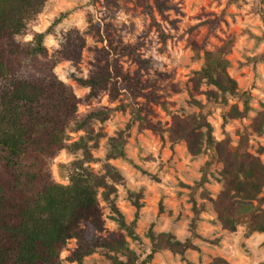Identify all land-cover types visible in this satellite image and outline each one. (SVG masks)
<instances>
[{
  "label": "rangeland",
  "instance_id": "obj_1",
  "mask_svg": "<svg viewBox=\"0 0 264 264\" xmlns=\"http://www.w3.org/2000/svg\"><path fill=\"white\" fill-rule=\"evenodd\" d=\"M37 33H44L46 50L26 60L18 75L38 76L45 64L81 99L79 117L106 113L92 123L104 136L92 148L95 160L85 166L104 174L111 165L121 178L108 177L115 187L113 204L99 195L104 230L98 235L111 242L123 236L136 264H264V233H250L245 223L229 231L217 217L212 199L223 189L222 164L209 152L192 155L186 142L172 141L167 130L175 116L202 114L216 141L229 139L235 149L248 135V152L264 162V131L252 127L264 110V0H47L16 39L34 46ZM68 37L84 40L80 61L64 57ZM228 41L227 70L251 107L238 119L226 114L234 104L243 109V96L214 103L205 93L213 86L197 90L191 81L205 52ZM106 70L112 73L107 88L91 95L79 79ZM134 108L162 129L141 127ZM121 131L126 132L125 156L109 158L111 139ZM83 134L72 132L69 142ZM83 158L81 150L60 151L50 162L54 180L68 184L73 163ZM151 233H170L194 247L156 250ZM77 248V239H70L61 254L65 263L79 264L69 258ZM114 256L126 260L122 253L97 249L82 264H115ZM218 258L226 263H217Z\"/></svg>",
  "mask_w": 264,
  "mask_h": 264
},
{
  "label": "trees",
  "instance_id": "obj_2",
  "mask_svg": "<svg viewBox=\"0 0 264 264\" xmlns=\"http://www.w3.org/2000/svg\"><path fill=\"white\" fill-rule=\"evenodd\" d=\"M46 1L0 0V264H67L61 254L73 238L77 239L78 248L69 257L71 261L82 264L86 256L102 249L126 256V260L112 257L115 264H136V254L123 236L111 242L98 235L104 230L99 195L112 202L110 196L115 187L108 177L114 181L121 178L111 165H107L104 174L85 166L95 160L92 148L104 136L95 132L92 123L106 113L79 117L81 99L45 64L40 65L38 76L18 75L26 60L35 59L46 50L44 33H37V44L30 47L22 46L16 39ZM78 38L68 37L63 46L64 57L76 62L81 60L84 47V40ZM230 47L228 41L217 51H206L204 64L191 81L197 90L202 84L213 86L205 93L214 103L243 96V109L234 104L226 114L227 118L238 119L246 116L251 107L247 93H240L237 81L227 70L224 56ZM193 48L199 50L196 45ZM111 74L110 70L99 71L79 81L91 88V95L97 94L107 88ZM132 114L141 127L162 129L137 108L132 109ZM252 127L263 133L264 110L254 118ZM167 130L172 141H185L192 155L209 152L222 164L223 189L212 201L223 228L235 231L240 223H245L250 233H264V162L248 152V135H242L232 149L229 139H214L213 126L202 114L175 116ZM79 131L84 134L69 142L71 133ZM125 136L126 132L121 131L111 139L109 158L125 156ZM64 149L81 150L84 155L83 160L73 163L68 184L55 181L50 169L51 160ZM203 194L207 196L206 191ZM113 209L120 215L115 205ZM151 236L156 250L184 252L194 247L170 233ZM216 262L226 263L221 258Z\"/></svg>",
  "mask_w": 264,
  "mask_h": 264
}]
</instances>
